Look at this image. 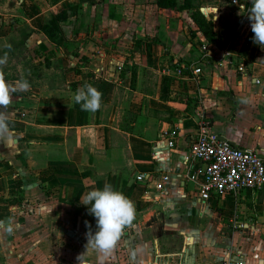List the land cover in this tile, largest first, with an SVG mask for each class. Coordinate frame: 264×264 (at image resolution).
I'll return each instance as SVG.
<instances>
[{
    "label": "crops",
    "instance_id": "obj_1",
    "mask_svg": "<svg viewBox=\"0 0 264 264\" xmlns=\"http://www.w3.org/2000/svg\"><path fill=\"white\" fill-rule=\"evenodd\" d=\"M221 1L0 0V39L13 34L0 40L13 61L0 70L14 87L30 83L0 106L15 141L0 139V221L11 218L12 227L0 228V264H57L40 243L54 214L69 226V209L78 210L72 228L87 249L96 219L80 197L105 183L136 214L109 255L87 249L92 264L264 262L236 239L239 252L215 251V224L261 230L264 189L205 202L187 177L200 114L222 140L264 158V62L254 42L242 55L254 34L251 2L235 4L243 15L227 44L217 27ZM178 63L186 75L201 69L199 79L176 75ZM87 85L103 94L94 113L72 99ZM164 133L174 134V146ZM163 175L170 179L159 192Z\"/></svg>",
    "mask_w": 264,
    "mask_h": 264
},
{
    "label": "built area",
    "instance_id": "obj_2",
    "mask_svg": "<svg viewBox=\"0 0 264 264\" xmlns=\"http://www.w3.org/2000/svg\"><path fill=\"white\" fill-rule=\"evenodd\" d=\"M231 1L245 9L251 2ZM186 71L184 65L176 64L175 73L179 77L195 81L201 74L199 68L192 69L191 74L187 75ZM197 126L198 134L190 150L187 177L195 185L194 192L201 201L208 202L228 194L237 196L242 192H258L264 189V158L259 150L239 147L222 140L212 131L210 120L203 114H200ZM162 136L169 139L171 147L175 145L174 134L164 133ZM138 179L143 180L144 177L140 175ZM169 179L167 175L161 176L156 185L159 192H164Z\"/></svg>",
    "mask_w": 264,
    "mask_h": 264
},
{
    "label": "clouds",
    "instance_id": "obj_3",
    "mask_svg": "<svg viewBox=\"0 0 264 264\" xmlns=\"http://www.w3.org/2000/svg\"><path fill=\"white\" fill-rule=\"evenodd\" d=\"M251 30L254 33L253 42L264 47V0H251L249 9ZM6 47H11L7 45ZM8 55L0 56V67L5 65ZM30 83L27 79L17 82L12 86L4 78L0 70V106H8L11 102L12 93L27 91ZM102 92L92 85L78 88L73 94V102L85 112H96L102 106ZM0 139L14 144L13 133L5 113L0 112ZM80 202L88 206V210L96 219V230L88 234L87 249L93 248L98 255L107 256L117 245L123 230L131 225L135 219V206L123 192L116 190L111 184L105 183L102 187L94 188L80 197ZM52 211V210H51ZM0 228L11 233V218L8 222L0 221ZM81 257H79L80 260Z\"/></svg>",
    "mask_w": 264,
    "mask_h": 264
},
{
    "label": "rangeland",
    "instance_id": "obj_4",
    "mask_svg": "<svg viewBox=\"0 0 264 264\" xmlns=\"http://www.w3.org/2000/svg\"><path fill=\"white\" fill-rule=\"evenodd\" d=\"M220 6V12L223 11V15L220 14V21L218 24V28L221 32V37L223 38V43H229L231 40L235 37V31L238 29V25L241 21L242 17V11L236 7L235 4H232L226 0H222L219 2ZM1 22V21H0ZM6 37L1 38L7 40L8 38L13 40V34L5 35ZM253 35H250L248 38V43L245 46L244 54L242 55L246 57L247 60V50H249L250 45L253 42ZM255 44V43H254ZM258 46L255 44V47ZM253 48H251L252 50ZM258 53H257V61L264 62V47L258 46ZM256 48H254V52H256ZM6 51L1 52L0 56H3ZM253 53V50L249 52L251 55ZM241 55V57H242ZM11 56V55H10ZM12 58V57H8ZM27 58V57H26ZM13 61H7L5 65H8ZM245 64H247L246 61H244ZM5 65L2 67L4 68ZM12 67V66H11ZM13 68V67H12ZM1 69V67H0ZM69 226L64 225L65 222L61 219V216L59 214H54L53 217L50 218V221L52 223V227L49 228V231L46 232V235H48V238L46 240H43L40 243V246L43 249H51L53 251V260L57 264H92L93 263V256L91 254V251H87L86 247L83 245L84 242L82 240V232H80V236L75 232L73 227L74 221H72V217L75 214L78 213L77 209H69ZM216 221L219 220L218 217L215 218ZM76 226V225H75ZM219 226L215 224V231L220 234V240H216L215 243V251L218 250L220 253H225L227 251L232 250L235 248L234 252H239V248H241L243 245H234L233 241L236 239L238 241H241L242 243L247 242V252L249 254H255L257 253L260 255V258L264 261V226L260 227V231H254L249 230L245 226H236L234 227L233 224H230L228 226H224L219 230ZM83 228H80V231ZM215 232V235L217 236ZM223 232V233H222ZM44 233V232H43ZM218 237V238H219ZM88 242V240H87ZM79 249V252L77 250ZM86 250V251H85ZM238 250V251H237ZM214 251V252H215ZM66 252V253H65ZM79 257L80 260H79ZM264 264V262L260 263Z\"/></svg>",
    "mask_w": 264,
    "mask_h": 264
},
{
    "label": "trees",
    "instance_id": "obj_5",
    "mask_svg": "<svg viewBox=\"0 0 264 264\" xmlns=\"http://www.w3.org/2000/svg\"><path fill=\"white\" fill-rule=\"evenodd\" d=\"M197 20L205 30L207 36L211 37L213 35V33H211V28H210L211 22H208L204 17L201 16Z\"/></svg>",
    "mask_w": 264,
    "mask_h": 264
}]
</instances>
